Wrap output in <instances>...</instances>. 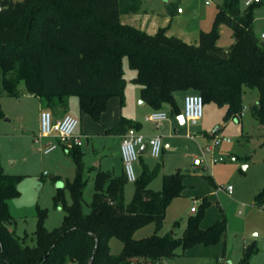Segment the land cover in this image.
Instances as JSON below:
<instances>
[{
	"label": "trees",
	"instance_id": "obj_1",
	"mask_svg": "<svg viewBox=\"0 0 264 264\" xmlns=\"http://www.w3.org/2000/svg\"><path fill=\"white\" fill-rule=\"evenodd\" d=\"M143 0H0V73L2 89L19 95V85L45 101V107L64 108L71 95L79 97L81 112L100 120L113 96L123 97L125 86L122 59L128 56L136 71L142 100L154 110L170 106L182 112L176 92L194 90L204 102L226 107L225 120L242 118L246 88L257 89L258 97L249 108L263 129L264 144V42L254 30L255 7L244 0H224L218 5L213 25L201 31L195 43L167 35L166 27L150 34L121 21V15L141 11ZM177 7H170L174 14ZM233 33V43L224 49L218 40L222 27ZM4 117L0 98V118ZM140 126L121 118L108 130L114 134ZM221 128L213 130L217 134ZM67 146V145H66ZM77 163L71 183L72 203L60 226L53 230L43 224L40 214L34 232L35 243L17 234L10 225L14 217L10 200L19 196L20 176L0 166V264H137L139 258L153 264L172 257L178 248L215 244L227 231L225 218L208 227L202 225L204 198L196 214L189 215L183 236L175 230L161 232L167 209L184 193L186 173L178 170L163 175L161 190L149 187L159 166L144 165L135 181L131 202L125 201L128 182L125 170L95 173L91 211L82 209L88 178L80 145L67 146ZM213 184L211 174L205 175ZM63 199L60 194L57 200ZM254 204L264 208V189ZM149 223L155 231L136 238L135 232ZM175 226L180 225L177 220ZM123 243L114 254L110 239ZM256 249L249 245L240 264H248Z\"/></svg>",
	"mask_w": 264,
	"mask_h": 264
},
{
	"label": "rangeland",
	"instance_id": "obj_2",
	"mask_svg": "<svg viewBox=\"0 0 264 264\" xmlns=\"http://www.w3.org/2000/svg\"><path fill=\"white\" fill-rule=\"evenodd\" d=\"M223 1L143 0L141 11H148L151 19L149 30L153 31L157 25L170 24L171 34L193 40L199 32L211 29L218 5ZM170 7H181L183 13L172 15L169 13ZM144 17L135 16V24L143 23ZM255 17L254 30L260 35L261 30H264V3L255 7ZM122 19L128 22L131 16H122ZM218 43L224 49L231 47L233 33L228 26L222 27ZM122 66L125 78L123 97H111L99 121L89 115H82L77 95L69 97L70 114L79 119L73 134L80 137L84 176L88 178L82 203L85 213L91 211L95 168L104 166V160L108 157L106 154L116 148V135L108 129L120 114L123 113L124 118L134 119L130 117L131 114L144 109L140 106L142 99L140 86L135 80L136 71L130 67L128 56L123 57ZM184 94L185 91L178 98L182 111ZM257 96V89L246 88L241 120H225L226 107L214 102L205 103L204 118L196 125L188 122L182 124L170 106L167 107L169 122H164L158 128L152 122H145L144 115L139 117L144 126H153L161 135L163 148L159 157L147 151L134 162L136 176L140 177L145 164L151 168L159 166L149 187L161 190L165 173L178 170L186 173L184 193L176 196L168 207L161 232L175 230L176 235L183 236L192 207L196 206L199 210L204 198L209 201L202 222L204 227L219 219L227 220V231L220 242L197 244L186 250L180 247L174 256L157 264H240L249 245L256 250L248 264H264V208L254 204L255 195L264 189L263 129L249 108L257 101ZM0 98L4 112V117L0 118V166L7 173L21 177L18 183L20 194L10 200L14 217L10 228L32 245L35 243L33 234L40 214H43V224L49 230L62 224L66 206L72 203L70 186L77 174V163L67 147H71L72 142L62 141L56 133L37 138L41 124L40 97L30 94L23 82L19 85V95H10L2 89L0 73ZM203 123L207 126L203 127ZM216 128H221L217 136L230 137L232 141L222 142L212 152L205 154L203 146L211 142L206 132L212 133ZM49 144H56V147L47 152ZM198 156L204 157V162L193 167L194 159ZM100 161L101 165H98ZM209 174L213 176V184L205 176ZM228 185L233 188L232 194L224 188ZM135 186L134 181L128 180L126 183L127 203L133 199ZM60 194L63 199L57 200ZM177 220L180 221L179 226L174 225ZM154 231V223H149L138 229L135 237H146ZM110 248L114 254H119L123 243L114 236L110 239ZM137 264L153 263L139 258Z\"/></svg>",
	"mask_w": 264,
	"mask_h": 264
},
{
	"label": "built area",
	"instance_id": "obj_3",
	"mask_svg": "<svg viewBox=\"0 0 264 264\" xmlns=\"http://www.w3.org/2000/svg\"><path fill=\"white\" fill-rule=\"evenodd\" d=\"M263 0H244V5L249 6L254 3H260ZM208 3V1H207ZM178 11L182 12V8L178 7ZM259 38L264 42V30L261 31ZM204 98L200 93H188L184 99V110L183 114L186 119V123L197 124L204 115ZM243 115V113H242ZM169 118V113L165 110H153L149 113L145 120L152 122L156 125H161L165 120ZM40 133L37 138L41 136H50L52 133H56L57 136L64 142H72L73 144L80 145V137L75 136L74 130L79 123V119L70 114H65L61 119L55 120L53 113L50 109H43L40 115ZM148 141L151 155L154 157H159L163 148V142L161 135H154L150 138L142 133H139L135 128L128 129L121 141V155L124 165V170L129 181H136L137 176L134 170V162L140 157L139 148L145 142ZM232 140L230 137H219L215 136L211 143L203 147V152H212L215 147L222 144V142L230 143ZM71 145V146H72ZM56 147V144H50L46 147V151L49 152ZM70 147V146H69ZM223 158L221 157L220 160ZM204 162V157L198 156L194 159V166H200ZM226 191L232 194L233 188L231 185L224 187ZM198 208L196 206L192 207V212H197Z\"/></svg>",
	"mask_w": 264,
	"mask_h": 264
},
{
	"label": "crops",
	"instance_id": "obj_4",
	"mask_svg": "<svg viewBox=\"0 0 264 264\" xmlns=\"http://www.w3.org/2000/svg\"><path fill=\"white\" fill-rule=\"evenodd\" d=\"M170 13V12H169ZM176 14L177 13H183V11L182 12H179L178 11V7H177V10H176V12H175ZM175 13L174 14H172V15H175ZM171 14V13H170ZM131 16V21H125V19L123 20L122 19V16ZM137 15H144L145 17H144V22L143 23H136L135 24V16H137ZM150 17L148 16V11H140V12H138V13H130V14H123V15H121V21L122 22H124V23H128V24H132V25H134V26H136V27H139V28H141V29H144L145 31H147L148 33H150V34H154L155 32H157V30L160 28V27H166L167 29H166V33H167V35H175V34H171L170 32H169V28H170V24H168V25H157L155 28H154V30L152 31V30H149V23H150ZM255 20H256V18H255ZM262 31V30H261ZM199 34H200V32H199ZM176 36H178V35H176ZM178 37H180V36H178ZM181 38V37H180ZM198 38H199V35H198V37L197 38H194L193 40L192 39H190V40H188V39H183V40H185V41H187V42H189V43H195L197 40H198ZM182 92H184V91H178V92H176V97H177V101H178V98L180 97V95L182 94ZM188 93H186V91H185V94H184V98H185V96L187 95ZM258 97V96H257ZM142 99V98H141ZM69 98H68V103H67V106H65L64 108H61V107H57V108H52V107H48V108H46L45 107V101L42 99V98H40V109H41V111L43 110V109H50L51 111H52V113H53V116H54V119L55 120H59V119H61L65 114H67V113H70V110H71V107H70V103H69ZM142 108H144L143 109V111L141 110V109H139V111H137V112H135V114H131V116L130 117H134V119H137V120H134L133 118H131L130 120H132V121H138V122H140V126L139 127H136L135 129L139 132V133H142V134H144L145 136H146V138H150V137H152V136H154V135H157L158 133H157V131H156V129H154L153 128V126H151V127H149V126H144V123L141 121V119L139 118V117H141V115H144L143 117H144V120H145V117L149 114V113H151L154 109L149 105V104H147L145 101L143 102V103H141V105H140ZM167 107H169L168 105L163 109V110H165V111H167L168 113H169V109L167 108ZM140 108V107H139ZM74 109H77V108H74ZM183 112V111H182ZM82 115H84V116H86V115H88V114H86V113H83L82 112ZM121 118H124L123 117V113L122 114H120L116 119H115V121L113 122L114 123V125L121 119ZM203 118H204V116H203ZM203 118L201 119V121L203 120ZM128 119V118H127ZM169 120H170V118H168L167 120H165L164 122H169ZM145 122H148V123H150L149 121H146L145 120ZM163 122V123H164ZM163 123L161 124V125H163ZM167 124V123H166ZM168 124H170V123H168ZM198 124V123H197ZM113 125V126H114ZM112 126V127H113ZM160 126V125H159ZM158 125H156V128H158L159 127ZM207 125L205 124V123H203V127H206ZM111 127V128H112ZM209 127V126H208ZM213 132V131H212ZM125 133V132H124ZM124 133H120V134H115L116 135V148H115V150L114 149H112V150H110L111 152H109V154L107 153L106 155L108 156L107 157V159H105L104 160V166H98L99 168H95V172H97V171H99V170H112L115 174H120L123 170H124V165H123V160H122V155H121V141H122V138H123V135H124ZM206 134H209L208 136H210V141H212V139L216 136V134L215 135H212V133H207L206 132ZM159 135V134H158ZM48 137V136H47ZM211 143V142H210ZM50 145V144H49ZM48 145V146H49ZM47 146V147H48ZM80 146H81V144H80ZM168 146L170 147V144H168ZM206 146V145H205ZM204 147V146H203ZM147 151H149V150H147ZM150 152V151H149ZM117 155V156H116ZM143 155V154H142ZM142 155H140V157L142 156ZM110 156V157H109ZM115 156V157H114ZM98 165H101V161L99 162V164ZM150 167V166H149ZM193 167H197V166H194V163H193ZM195 169V168H194ZM166 174V173H165Z\"/></svg>",
	"mask_w": 264,
	"mask_h": 264
},
{
	"label": "water",
	"instance_id": "obj_5",
	"mask_svg": "<svg viewBox=\"0 0 264 264\" xmlns=\"http://www.w3.org/2000/svg\"><path fill=\"white\" fill-rule=\"evenodd\" d=\"M144 100H141V103H143ZM178 119L179 121L182 123V124H186V119H185V116L183 113H181L180 115H178ZM148 147H149V143L148 141H145L139 148V154L142 155V154H145L148 150ZM194 171H196V168L194 169ZM173 232V231H172Z\"/></svg>",
	"mask_w": 264,
	"mask_h": 264
}]
</instances>
